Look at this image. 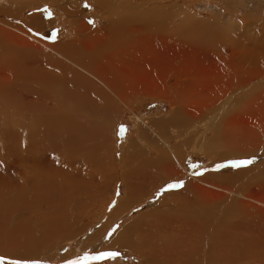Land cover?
Returning a JSON list of instances; mask_svg holds the SVG:
<instances>
[{
  "label": "bare ground",
  "instance_id": "6f19581e",
  "mask_svg": "<svg viewBox=\"0 0 264 264\" xmlns=\"http://www.w3.org/2000/svg\"><path fill=\"white\" fill-rule=\"evenodd\" d=\"M236 22L240 31L233 35L223 21L196 22L161 0H13L0 11V249L16 259L45 260L43 251L52 253L55 244L85 231L82 219L92 216L96 200H109L122 181L124 197L81 251L141 252L147 264H239L251 253L264 256V211L256 216L244 205L246 191L232 199L207 194L213 183L264 186L258 151L264 128H256L264 118V15ZM171 40L200 49L212 64L208 72L220 69L200 82L197 99L186 98L187 83L177 95L147 86L138 52ZM143 91L167 94L171 111L142 119L117 157L119 114ZM239 116H255V143ZM189 148L212 158L206 173L184 167ZM253 157L248 166L228 163ZM178 176L187 184L167 189ZM168 204L172 213L162 209ZM102 235L108 238L98 249ZM181 237L192 241L184 246ZM217 244L222 252L250 254L215 257Z\"/></svg>",
  "mask_w": 264,
  "mask_h": 264
},
{
  "label": "rangeland",
  "instance_id": "374dc122",
  "mask_svg": "<svg viewBox=\"0 0 264 264\" xmlns=\"http://www.w3.org/2000/svg\"><path fill=\"white\" fill-rule=\"evenodd\" d=\"M162 3L171 8L172 10L182 11L189 15V17L192 19L194 18L197 22H203V24L209 25L211 23V26L214 24L216 20L223 21L226 24V28H228L229 33L233 35H238L240 31V27H235L234 24H238L236 21L241 19L243 15H250L252 19L255 18L257 20L258 18H261L264 15V0H161ZM13 0H0V11H4L6 8H8L12 4ZM84 3V4H83ZM83 7H85V4H87L86 1H84ZM93 7V6H92ZM87 8V7H85ZM94 10V9H90ZM227 11H232L234 16H230ZM236 11V12H235ZM245 13V14H244ZM228 14V16H227ZM238 14V15H237ZM242 14V15H241ZM10 19H6L7 21L13 22V19L15 17H10ZM235 18V19H234ZM93 19H96L95 16H93ZM249 19V18H248ZM246 19V21L248 20ZM60 21V17H57V22ZM97 23V21H96ZM233 23V24H232ZM241 24L243 29H247L248 25L245 21H241ZM247 35H252L251 29H249V32L246 33ZM146 43V42H145ZM144 43V45H145ZM189 43L181 42V41H163V44L161 45H150L148 44L146 48H142L140 52H138V55L140 56L137 58L138 64H146L147 68L145 70L149 82L148 85L149 88H151L153 85L156 87H159L163 90H167L171 92L170 95H177V89H186L184 86L186 83L190 85V89L187 92L186 98L187 99H197L200 93V82L205 81L207 75H216L221 73L220 69L218 71H209L208 68L212 64L206 63V59L202 56V51L198 48L189 46ZM197 50L195 56L194 51ZM137 57V56H136ZM195 63V65H193ZM214 66V65H213ZM176 83L177 87L173 88L171 85ZM194 83V84H193ZM208 83V82H207ZM211 84V83H210ZM200 85V86H199ZM198 94V96H196ZM168 97L167 94H163L162 92L157 94H151L147 91L140 92V94H137L133 99L129 100L125 106L122 108L121 113L119 114V121L115 125L114 129V142L115 146L117 147L116 155L117 157L120 156L122 153V146L124 142H126L127 138L130 137V135H133L142 119H150V118H160L163 116H166L171 111V105L170 102L166 99ZM258 102H261L259 99ZM255 100H253V103ZM257 123L256 128H264V118L263 116H260ZM239 121L241 123H244L249 126V128L252 131L253 138L249 140L250 143H255V116H239ZM121 125H124L126 127V133L124 136H120L119 134V128ZM260 148L258 149L259 152L264 153V136L262 139ZM185 162L184 167L192 173H195L197 175H202L203 173H206L208 167L211 166L210 162H212V158L206 154L202 153L197 149L189 148L185 151ZM193 165H196L197 167H193ZM200 173V174H199ZM179 179H177V182L182 181L183 185H186L188 180L184 179L182 176H178ZM179 180V181H178ZM244 184L242 187H238L237 184H229V183H213L210 188L207 189V194L210 195L213 198H217L221 193V197L225 195L229 199L234 198V194L236 192H239L240 189L242 191H246V193L242 196L244 200V205L248 208H250L252 211L255 212L256 216H259L261 213L259 211H264V186L257 185L258 182L255 181H247V182H241ZM235 189L234 193H229L228 190ZM238 188V189H236ZM111 197L109 200H101L97 199L96 203L97 206L93 205V212L92 216L94 217V222L90 223L91 217H88L86 219H82L83 226H86V229L83 233L79 234L76 233L72 236V238H68L64 241H60V243H57L53 246L52 253H49L48 251L42 252V258L45 260H42L44 264H65L66 259H73L78 255H81L84 253V251H81L83 248L84 239H86L88 236L93 234V232L97 231L99 229V225L101 223H106L111 214L114 211L115 206L117 205L119 198L124 197L126 193L125 184L122 183V181H119L115 183L112 188ZM145 199V201H147ZM136 207H139L143 205V200H139L135 202ZM168 206L162 207L163 210H165L166 213H172L174 210L172 204H168ZM171 205V206H170ZM177 206V203H176ZM127 208L126 212L128 213ZM133 209V208H132ZM131 209V210H132ZM129 210V211H131ZM125 216H119L123 221L126 220ZM117 218V219H118ZM117 219L115 221H112L107 228L111 224L116 223ZM121 222V223H122ZM119 224L118 226H121L122 224ZM10 226L12 224L9 223ZM97 233V232H96ZM184 237V236H183ZM183 237H181L183 241L184 246H188V243L192 240L189 238L186 241H184ZM103 235L99 238L98 244L100 249L102 244L106 241L102 240ZM199 239V237H196ZM240 241L243 245H248L249 243L246 239H243V236H240ZM117 247V246H114ZM119 251H124V253L121 254V257H119L115 261H104L99 262L100 264H147L145 263L143 258V253H130L128 250L125 249H116ZM214 256L215 257H221L223 254H225L228 257H238L241 255L250 254V251L248 250H238L237 251H231V252H222L219 245L213 249ZM0 256L5 257L7 260H15L16 258L13 257L12 254H10L7 250L0 249ZM49 258V259H47ZM33 260H40L41 257L37 258H31ZM255 259V260H253ZM262 259V260H259ZM180 257L176 256V259H174L172 256H170V261H180ZM202 260V259H201ZM252 260V261H250ZM246 261H250L246 264H264V256H257L254 253L250 254V257L248 260H240L239 264H244ZM172 264H177V262H173Z\"/></svg>",
  "mask_w": 264,
  "mask_h": 264
},
{
  "label": "snow or ice",
  "instance_id": "6c2138e0",
  "mask_svg": "<svg viewBox=\"0 0 264 264\" xmlns=\"http://www.w3.org/2000/svg\"><path fill=\"white\" fill-rule=\"evenodd\" d=\"M85 7H88L87 4H85ZM44 12L48 17H51L53 13L51 12L50 9L45 8ZM94 23V22H93ZM57 32L53 31L51 35V39H56ZM126 133V127L124 125H121L119 128V134L120 136H124ZM254 161L253 158H244V159H236V160H231L228 163L232 167H242V166H248L251 165ZM224 164H218L216 167L222 168L224 167ZM193 167H197L196 165H193ZM183 186V182H176V183H170L166 186L167 189H172V188H179ZM166 190V189H162ZM115 229L112 230L114 232ZM112 232L108 233V237L112 235ZM105 237V238H108ZM119 257H121V252L116 249H106V250H100V251H95V252H84L81 255L76 256L73 259H66L65 264H99V262H104V261H115ZM0 264H42V261L40 260H33V259H15V260H7L5 257L0 256Z\"/></svg>",
  "mask_w": 264,
  "mask_h": 264
}]
</instances>
